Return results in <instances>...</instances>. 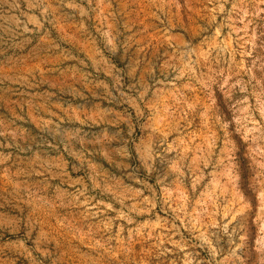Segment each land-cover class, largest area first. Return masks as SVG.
I'll return each instance as SVG.
<instances>
[{"label": "rangeland", "instance_id": "1", "mask_svg": "<svg viewBox=\"0 0 264 264\" xmlns=\"http://www.w3.org/2000/svg\"><path fill=\"white\" fill-rule=\"evenodd\" d=\"M0 264H264V0H0Z\"/></svg>", "mask_w": 264, "mask_h": 264}]
</instances>
